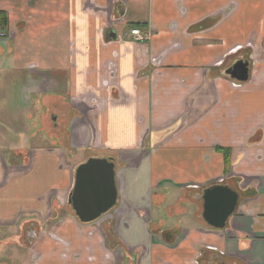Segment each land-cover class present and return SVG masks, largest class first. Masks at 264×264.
<instances>
[{"label":"crops","instance_id":"crops-1","mask_svg":"<svg viewBox=\"0 0 264 264\" xmlns=\"http://www.w3.org/2000/svg\"><path fill=\"white\" fill-rule=\"evenodd\" d=\"M4 17L0 264H264V0H0ZM92 157L117 200L83 222ZM213 185L238 193L223 227Z\"/></svg>","mask_w":264,"mask_h":264},{"label":"water","instance_id":"water-1","mask_svg":"<svg viewBox=\"0 0 264 264\" xmlns=\"http://www.w3.org/2000/svg\"><path fill=\"white\" fill-rule=\"evenodd\" d=\"M228 73L242 81L249 78L248 65L242 61ZM116 200L115 164L110 158L92 157L77 168L76 183L69 201L81 221L99 218L116 204ZM204 200L207 221L223 227L235 211L238 193L227 186L213 185L205 190Z\"/></svg>","mask_w":264,"mask_h":264},{"label":"trees","instance_id":"trees-1","mask_svg":"<svg viewBox=\"0 0 264 264\" xmlns=\"http://www.w3.org/2000/svg\"><path fill=\"white\" fill-rule=\"evenodd\" d=\"M0 22L5 23V17L2 18V20H1ZM218 148L221 149V147H218ZM223 149L226 150L225 155H226V157H227L228 152H229V149H228V148H223Z\"/></svg>","mask_w":264,"mask_h":264},{"label":"built area","instance_id":"built-area-1","mask_svg":"<svg viewBox=\"0 0 264 264\" xmlns=\"http://www.w3.org/2000/svg\"><path fill=\"white\" fill-rule=\"evenodd\" d=\"M132 34H139V29H132ZM0 33H1V29H0Z\"/></svg>","mask_w":264,"mask_h":264}]
</instances>
